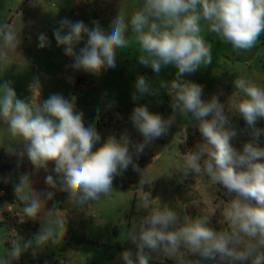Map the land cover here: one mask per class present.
<instances>
[{
  "label": "clouds",
  "instance_id": "9594fccd",
  "mask_svg": "<svg viewBox=\"0 0 264 264\" xmlns=\"http://www.w3.org/2000/svg\"><path fill=\"white\" fill-rule=\"evenodd\" d=\"M201 21L234 48L250 50L264 33V0H143L130 18L119 10L107 32L98 21L89 29L83 21L67 18L52 30L57 47L72 58L67 67L74 71L96 77L114 71L117 50L125 48L130 39L140 46L138 62L153 73L175 68L174 79L162 85L171 98L172 114L190 116L203 141L184 154L182 172L205 175L231 196L220 213L230 230L217 231L208 220L182 219L167 206L152 208L146 195L141 207L147 214L126 234L136 251L121 253L124 264H150L152 255H175L181 248L217 264H264V147L259 145L264 128L257 127L264 120V87L235 78L234 88L242 95L227 109L215 95L210 100L202 98V86L184 78L212 63L211 46L201 36ZM37 40L41 49L51 46L45 33H38ZM21 43L20 32L12 24L0 26V62L10 60ZM30 88L39 89L38 81ZM134 88L133 101L154 95L144 76H137ZM229 113L242 118L245 127H237ZM129 120L143 137L141 142L133 141L127 132L119 139L110 134L102 141L95 127L85 125L83 112L63 96L53 94L42 103H33L18 98L12 81L0 83V122L18 141L4 146L5 153L18 163L26 158L35 170L48 173L45 184L55 190L32 189L29 195L30 174L20 176L14 193L23 203L24 215L40 220L46 201L53 200L56 191L66 193L67 203L81 209L111 189L114 178L129 166L141 174L140 184L148 185L133 155L139 156L164 136L175 119H164L146 104L137 103ZM239 136L247 139L238 149L232 141ZM67 233V219L57 215L41 224L33 241L23 247L13 245L0 255V264H18L29 249L36 256L43 247L60 244Z\"/></svg>",
  "mask_w": 264,
  "mask_h": 264
},
{
  "label": "rangeland",
  "instance_id": "374dc122",
  "mask_svg": "<svg viewBox=\"0 0 264 264\" xmlns=\"http://www.w3.org/2000/svg\"><path fill=\"white\" fill-rule=\"evenodd\" d=\"M73 2H77V5L72 7L69 15H76L74 21H77V17L79 20L80 17H89L93 21H98L106 32L110 30V25L119 14V10L123 17L130 18L143 4V0H73ZM80 9H85V12L79 13ZM128 35L130 37L131 33ZM201 36L211 46L212 63L201 66L195 73L184 78L202 86L204 100H210L215 95L226 109L230 108L232 101L242 95L232 83L238 77L264 87V37H260L250 50L236 49L212 33L205 21H201ZM139 55H141L139 44L130 39L125 48L117 50V68L114 71L102 72L98 77L83 71H67L71 87L67 88L69 91L64 89L62 92L68 93L70 98L73 94L76 96L84 110L85 125L95 127L102 141L110 134L119 139L124 132H127L133 141L137 143L142 141L143 137L129 120L130 113L137 103L146 104L150 111L159 113L164 119L174 117L175 120L164 136L153 141L139 156L133 155L134 163L144 173L142 178L150 183L142 186L139 182L141 174L129 166L127 171L113 180L115 187L119 189L122 184L126 196L114 198L107 194L106 197L89 201L81 209H74L73 212L80 216V220L75 221V224H68V232L71 235L65 236L60 244L43 247L38 250L36 256L31 254V250L30 252L25 250L18 264H113V254L119 250L118 248L126 246L124 243L119 245L124 242L122 240H125V233L117 235L114 226L119 225L121 228V225L127 223L124 218L130 213L126 200L133 198L135 201L139 196L147 195L152 208L167 206L175 210L182 219L187 217L208 220L209 226L214 230H230V226L220 214L231 199L230 194L205 175L189 173L185 176L182 172L184 154L195 150L203 141L198 129L193 127L194 122L190 116L172 114L171 98L162 85L174 79L176 69L168 67L160 74H155L150 67L138 62ZM137 76H144L150 82L154 93L143 96L138 102L132 99ZM15 78L11 72L3 73L0 83L5 80L14 81ZM229 115L237 127H245L242 118L231 113ZM257 127L264 128V120L259 121ZM246 139V136H239L232 143L239 149ZM259 145L264 147V136H261ZM29 164L28 160L18 163L17 158L0 153V191H3L0 200L16 204L21 210L23 203L14 193L17 182L12 181L10 184L6 178L13 176L17 179L24 174ZM60 208L67 211L73 209L67 203L66 197L61 200ZM8 214L9 217H16L18 222L25 224L17 230L13 229L16 234L10 243L17 242L23 247L24 244L33 241L39 231L37 226ZM9 223L15 224L11 220ZM1 233L0 230V235ZM127 248L131 249V243ZM133 248L135 249V246ZM166 261L177 264H217L216 261L190 253L186 248H181L175 255L161 252L151 260L152 264H165Z\"/></svg>",
  "mask_w": 264,
  "mask_h": 264
},
{
  "label": "crops",
  "instance_id": "0c3cea01",
  "mask_svg": "<svg viewBox=\"0 0 264 264\" xmlns=\"http://www.w3.org/2000/svg\"><path fill=\"white\" fill-rule=\"evenodd\" d=\"M75 5H77V2H73V0H5L4 2L0 0V26H3L6 23L12 24L15 29L20 32L22 40L20 47L12 58L6 62H0V77H2L3 73L9 74L10 72L16 77L14 81H12V86L16 91L18 98L30 100L33 103L36 101L37 103H42L51 95L59 94L64 98L68 97L65 99L74 103L77 111L84 112L82 109L83 107L80 106V103L73 93L70 98L67 95L68 93L64 94L62 92L64 89L69 91L68 89L71 87V80L67 71H71L72 69L67 66L70 65L73 60L71 57L64 54L62 48L57 47L52 34L53 28L58 25L61 19L67 18L72 22H76L74 21L76 15H69L72 7ZM80 12H85V9H80L79 13ZM88 18L80 17L79 20L77 17L76 20L83 21L90 29V27H94V21ZM38 33L47 34L51 41L50 47L43 49L38 47ZM260 37H264V33H261ZM86 39L87 38L85 37V40ZM79 46L83 47V43ZM78 50L79 48H77V51ZM34 81H38L39 89L30 88V85H32ZM0 140V153L11 158H16L7 155L3 149L7 144H15L18 141L8 134L7 126L2 122H0ZM24 160L27 159L25 158ZM24 174H30V183L26 187V192L29 195L32 194V189L36 192H42L44 190L55 191L48 188L45 184V177L48 173H45L43 170L37 171L31 164H29L26 167ZM52 174L55 175L54 173ZM6 180L10 181V184H12V181H16L17 184H19L20 176L17 177V179L13 176L8 177ZM114 183L115 182H113L111 189L105 193H101L98 197H106L107 194L109 197L114 198L125 195L122 184L119 189L115 187ZM65 197H67L66 193L56 191L53 200L46 201L45 209L41 214V219L36 221L28 219L20 209V206L0 200V230L2 232L0 235V255L7 253L13 245H19L22 247L20 243H10L11 238L15 236L16 233L12 228L3 224L4 213L7 212L12 216H18L21 221L34 226L36 225L38 230L40 229L41 224L47 223L48 220L57 215L65 217L68 224H75V221L80 220V216L73 212L74 208L72 211L60 208L61 200ZM143 198L144 197L139 196V199L137 198L135 201L133 198L127 199L126 202L129 205L128 213H130L127 218H124V221L127 223L121 225V228H119V225L114 226L117 235L122 232L125 233V240H122L124 242L120 241L121 243H119V245L121 246L122 243H124L126 246L118 248L119 250L113 254V264H124L121 253L126 249H130L127 248L130 242L126 240V234L130 228L135 226L139 219H142L143 216L147 214L148 210H144L141 207ZM68 235L71 234L68 232L66 236ZM133 246L134 245L131 244V250L135 252L136 250ZM156 255L157 254L152 255L150 261L155 259ZM133 259H135V256Z\"/></svg>",
  "mask_w": 264,
  "mask_h": 264
},
{
  "label": "trees",
  "instance_id": "16d2710c",
  "mask_svg": "<svg viewBox=\"0 0 264 264\" xmlns=\"http://www.w3.org/2000/svg\"><path fill=\"white\" fill-rule=\"evenodd\" d=\"M14 221L15 224H11L9 223V221ZM3 224L8 226L9 228H12V229H19L20 227H23L25 224L24 223H20L18 222V219L16 217H9V214L6 212L4 213V220H3ZM135 260V259H134ZM150 264H152V262L150 261ZM165 264H177V263H174L172 261H166Z\"/></svg>",
  "mask_w": 264,
  "mask_h": 264
},
{
  "label": "built area",
  "instance_id": "2783aa9c",
  "mask_svg": "<svg viewBox=\"0 0 264 264\" xmlns=\"http://www.w3.org/2000/svg\"><path fill=\"white\" fill-rule=\"evenodd\" d=\"M1 194H3V191H0V196H1Z\"/></svg>",
  "mask_w": 264,
  "mask_h": 264
}]
</instances>
